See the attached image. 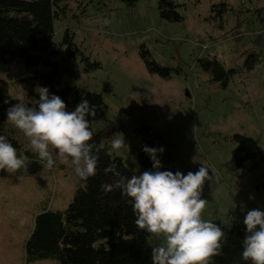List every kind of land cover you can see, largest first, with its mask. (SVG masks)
Masks as SVG:
<instances>
[{
    "label": "rangeland",
    "instance_id": "374dc122",
    "mask_svg": "<svg viewBox=\"0 0 264 264\" xmlns=\"http://www.w3.org/2000/svg\"><path fill=\"white\" fill-rule=\"evenodd\" d=\"M168 1L180 6L175 9L180 22L159 17L161 0H138L133 9L115 0H84L83 10L69 1L54 23L55 43L68 34L76 55L62 86L102 96L105 126L118 129L106 142L112 147V140L119 138L126 144L110 154L131 172L141 171L134 148L135 131L142 127L164 139L173 156L171 171L186 175L208 167L214 179L203 186L208 204L202 218L235 226L249 210L264 211V0ZM142 47L156 64L178 74L150 75L139 56ZM202 59L215 60L230 74L225 87L203 71L198 63ZM12 76L10 96L39 99L37 90L26 96L27 85L17 80L19 69L13 68ZM5 135L32 165L0 178V264H25L24 242L39 210H66L85 182L70 162H60L55 154L54 167L45 169L23 133L8 123ZM235 135L257 141L263 155L257 171H226L235 149L227 140ZM243 240L225 254L223 264H245Z\"/></svg>",
    "mask_w": 264,
    "mask_h": 264
},
{
    "label": "trees",
    "instance_id": "16d2710c",
    "mask_svg": "<svg viewBox=\"0 0 264 264\" xmlns=\"http://www.w3.org/2000/svg\"><path fill=\"white\" fill-rule=\"evenodd\" d=\"M69 1L71 0H0V76L5 78L0 79V135L6 137L7 111L18 102V97H12L8 92V83L13 79V68L19 69L21 76L18 77V82L27 85L26 96L37 88H47L50 96L57 95L65 102L66 110H75L82 99H87L96 113L88 119L93 133L92 143L95 145L93 153L99 157L97 175L84 181L85 186L74 192L66 210H39L33 219L30 235L24 242V262L152 264V248L162 245L163 237L138 230L129 199L122 196L120 190L105 194L100 190V185L111 183L114 179L111 173L104 174V168L109 163H115L121 175L126 177L154 171L151 158L143 151V146L164 149L157 157L162 164L160 171H171L173 156L159 134L149 127H142L135 131L138 144L134 148L141 171L131 172L120 158L110 154L113 149L106 141L118 129L112 124L105 126L107 107L102 96L73 86H62V77L71 74L68 63L74 61L76 55L70 48L71 38L68 34L61 43H55L54 23L59 20ZM74 1L83 10L84 0L81 3ZM115 1L127 9H133L138 2ZM179 7L172 1L161 0L159 17L168 23L180 22L181 18L175 12ZM139 56L150 75L170 78V73L174 71L156 64L144 47L139 50ZM198 63L204 72L212 76V80H221V87L226 86L230 74L225 73L215 60L202 59ZM174 73L178 74V71ZM31 99L38 100L35 97ZM24 102L29 106L32 104L28 98ZM7 139L18 152V144ZM227 142L235 146L225 165L228 173L246 175L258 170L263 155L257 141L235 135ZM7 176L6 171H0V178ZM260 188L264 193V185ZM217 224L225 232L227 239L223 242L222 254L213 257L211 264H223L225 254L246 235V228L241 221L235 226L225 222Z\"/></svg>",
    "mask_w": 264,
    "mask_h": 264
},
{
    "label": "clouds",
    "instance_id": "9594fccd",
    "mask_svg": "<svg viewBox=\"0 0 264 264\" xmlns=\"http://www.w3.org/2000/svg\"><path fill=\"white\" fill-rule=\"evenodd\" d=\"M105 24L109 21L106 19ZM38 100L31 106L18 97V102L7 111L6 123L23 133L28 147L37 155L38 162L51 170L58 157L62 163H71L81 180L97 175L98 155L89 116L95 111L87 99H82L75 110H66L65 102L57 95H49L47 88H37ZM112 149L119 151L125 141L114 138ZM154 171L138 175H121L115 163L104 168L112 174L111 183H102L105 194L120 190L130 201L138 230L163 237V244L152 248V264H211L212 258L222 254L227 237L222 228L202 218L208 200L202 198L205 181H212L209 169L202 165L195 173L186 175L177 171H160L158 154L164 149L143 146ZM31 161L5 137L0 135V171L15 175L27 169ZM17 179H23L18 176ZM246 235L242 242L241 259L245 264H264V211L249 210L243 220Z\"/></svg>",
    "mask_w": 264,
    "mask_h": 264
}]
</instances>
